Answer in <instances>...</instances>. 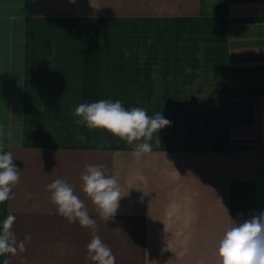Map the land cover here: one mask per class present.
Returning a JSON list of instances; mask_svg holds the SVG:
<instances>
[{
    "label": "crops",
    "instance_id": "obj_1",
    "mask_svg": "<svg viewBox=\"0 0 264 264\" xmlns=\"http://www.w3.org/2000/svg\"><path fill=\"white\" fill-rule=\"evenodd\" d=\"M102 99L171 124L137 159L142 141L75 123ZM0 130L20 176L0 224L15 216L26 248L0 264H95L93 230L51 202L56 179L114 264H220L225 230L264 212V0H0ZM87 165L118 181L106 222L82 191Z\"/></svg>",
    "mask_w": 264,
    "mask_h": 264
},
{
    "label": "clouds",
    "instance_id": "obj_2",
    "mask_svg": "<svg viewBox=\"0 0 264 264\" xmlns=\"http://www.w3.org/2000/svg\"><path fill=\"white\" fill-rule=\"evenodd\" d=\"M73 115L79 117L75 121L78 126L89 130L103 129L129 145L142 141L136 143L133 150L137 159L152 151L154 134L171 124L161 113L149 117L143 108L126 110L119 100L81 103ZM77 139L87 142V137L82 134H78ZM156 143L159 144L160 140ZM19 179V170L13 164L12 154L5 152L3 144H0V204L10 198L12 188ZM81 180L82 191L91 200L100 218L105 222L113 218L122 197L117 179L106 176L102 165H87ZM47 190L51 192V202L60 216L70 223L78 222L81 227L93 230L87 244L86 259L95 264H114L111 249L95 233L96 221L90 217L84 202L74 194L73 187L62 179H56L47 185ZM14 222L15 216L9 215L0 224V257L26 251L24 242L18 243L15 233L11 231ZM24 239L30 240L31 237L25 235ZM217 255L220 264H264V212L228 227L219 240ZM3 264H9V261L5 259Z\"/></svg>",
    "mask_w": 264,
    "mask_h": 264
},
{
    "label": "rangeland",
    "instance_id": "obj_3",
    "mask_svg": "<svg viewBox=\"0 0 264 264\" xmlns=\"http://www.w3.org/2000/svg\"><path fill=\"white\" fill-rule=\"evenodd\" d=\"M118 27V31L121 32H125L126 28H127V23H119ZM122 41V39H120ZM123 105H125V103H122Z\"/></svg>",
    "mask_w": 264,
    "mask_h": 264
}]
</instances>
